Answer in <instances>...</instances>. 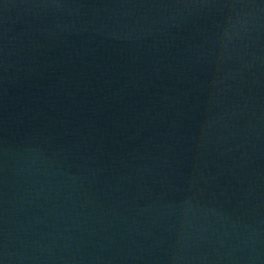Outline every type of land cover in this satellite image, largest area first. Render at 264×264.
I'll return each instance as SVG.
<instances>
[{
    "label": "water",
    "instance_id": "water-1",
    "mask_svg": "<svg viewBox=\"0 0 264 264\" xmlns=\"http://www.w3.org/2000/svg\"><path fill=\"white\" fill-rule=\"evenodd\" d=\"M0 264H264V0H0Z\"/></svg>",
    "mask_w": 264,
    "mask_h": 264
}]
</instances>
